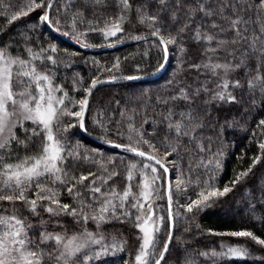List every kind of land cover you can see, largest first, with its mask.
Here are the masks:
<instances>
[{
	"label": "snow or ice",
	"instance_id": "1",
	"mask_svg": "<svg viewBox=\"0 0 264 264\" xmlns=\"http://www.w3.org/2000/svg\"><path fill=\"white\" fill-rule=\"evenodd\" d=\"M37 10L40 25L82 48L94 46L86 40L89 33L101 35L108 47L126 37L151 41L149 48L163 58L157 70L176 57L182 72L160 94L138 98L139 107L118 109L121 120L109 119L126 142L101 139L131 154L129 159L71 139L73 129L87 131L98 86L141 78L118 75L120 57L111 65L92 60L97 75L87 85L74 73L70 94L57 80H68L60 73L74 61L62 59L55 44L33 40L28 33L36 25L0 43V264H98L129 251L120 229L105 231L113 224L136 230L135 253L121 258L122 264H168L173 241L186 243L174 236L181 221L186 233L195 227L201 234L244 241H221L219 250L195 254L185 249L182 264H196L197 257L211 264L226 259L264 264V237L252 230H204L195 223L245 184L264 159V0H0V18L8 27ZM137 25L145 32L125 31ZM6 31L0 28V35ZM136 70L143 71L140 65ZM98 116L103 111L92 124L111 132ZM249 123L250 143L255 141L260 154L221 188L225 134ZM258 191L251 196L246 189L245 196L264 205V186ZM248 207L256 222H264V214L255 215V203Z\"/></svg>",
	"mask_w": 264,
	"mask_h": 264
},
{
	"label": "trees",
	"instance_id": "2",
	"mask_svg": "<svg viewBox=\"0 0 264 264\" xmlns=\"http://www.w3.org/2000/svg\"><path fill=\"white\" fill-rule=\"evenodd\" d=\"M42 13L37 10L30 17L17 21L11 27L7 26L6 19L0 18V28H7V31L0 35V43H6L18 33L25 32L26 25H36L35 29L29 31V35L38 44H42L47 47L49 44H55L61 50V58L64 60L74 61L71 69H64L60 73L61 77L67 76L68 80H57V83H64L65 87L70 94L72 92L71 77L74 73H79L84 81L85 85L90 83V77L97 75L95 66L91 63L92 60L98 61L101 65H111L116 57H120L122 61V72L118 75H137L147 76L157 71L158 63L162 62V54L158 53L155 48H149L151 41L143 42L137 41L130 44H125L115 49L107 51H90L78 47L76 44L68 42L59 35H57L52 28L38 23V16ZM135 24V20L132 21ZM67 30L66 26L62 27V31ZM125 31L131 35H138L145 32V29L139 25L135 28L126 27ZM72 41L76 42L70 36H67ZM113 40L115 38H112ZM87 42L94 45L91 48H101L107 46L109 41H106L98 33H89ZM130 40L127 37L125 41ZM117 44V43H116ZM68 53H78L77 56H64V51ZM148 52V56H144V52ZM15 53V49H13ZM127 57L125 60L124 58ZM140 65L143 71H137L136 66ZM182 69L178 66V60L176 57H170L166 70L157 78L146 81H126L115 84L99 86L91 97V114L86 118V133L80 129H73L71 139L73 141H80L86 148H96L107 155H121L128 156L132 159L131 154L123 153L119 149L113 147H107L101 144L98 140H102L101 137L106 135V138L116 141L117 143L126 142L122 137H117L114 133L116 131L115 124H108L109 119L121 120L118 109L139 107L136 103L137 99H143L144 94L147 96H155L163 92L167 86L168 81L177 74L181 73ZM108 74H102L101 78H105ZM79 98V97H78ZM119 100L120 104L117 105L113 101ZM144 104H148L151 101L144 99ZM103 111V116L98 118L108 127L112 129L107 134L102 128L96 127L92 124L93 116ZM150 114V113H149ZM137 124L140 120L137 118ZM244 122L240 121L242 125ZM254 125L249 123L246 128L239 126L229 129L225 134V143L228 145L226 150V157L223 163V171L219 175V186L222 188L225 183H228L234 176V171H243L252 164V159L260 154L259 149L255 141L250 143L252 139V132L250 131ZM147 131H152L150 125H145ZM211 135V133H208ZM98 139V140H97ZM23 154V153H21ZM243 156V159L238 157ZM171 159V157H170ZM264 181V159L258 163L253 170V174L243 185L238 186L234 192L221 199L217 205L205 213L199 215L195 223H198L202 229H213L215 231H232V230H252L256 235L264 237V222H256L253 219L252 214L249 211V203L256 204L255 215L260 216L264 214V205L256 203L251 196L259 195V188ZM116 183L123 187V182L117 180ZM252 189L250 197L245 196V190ZM191 194V193H190ZM64 202H70L69 199H65ZM160 203H163L162 201ZM66 223L71 225V221L67 220ZM94 225H89V227ZM184 222L178 223V228L174 233L175 237L181 238V241L186 243L177 244L174 240L170 246V254L166 257L168 264H182L185 257V249L188 252L195 254L199 251H208L216 248L219 250V244L221 241H227L229 243H243L242 238L231 237H219L214 235L201 234L195 227L191 232H184ZM115 229H120L123 234L128 238L129 251L121 253L117 256L105 257L98 264H122V259H130L129 253L134 255L136 247V230L130 226H121L119 224L109 225L105 228V231L111 232ZM74 230V229H73ZM255 247V246H253ZM196 264H211V260L205 257H197ZM217 264H260L259 261L252 259H226L220 260Z\"/></svg>",
	"mask_w": 264,
	"mask_h": 264
},
{
	"label": "water",
	"instance_id": "3",
	"mask_svg": "<svg viewBox=\"0 0 264 264\" xmlns=\"http://www.w3.org/2000/svg\"><path fill=\"white\" fill-rule=\"evenodd\" d=\"M53 31H54L57 35H59L60 37H62L63 39L67 40L68 42H71V43H73V44H76L78 47L82 48V47L80 46V44H78L77 42L72 41V40L69 39L67 36L62 35L60 32H57V31H55L54 29H53ZM134 42H137V41H136V40H132V39H130V40L125 41L124 43H117V44L115 45V47L104 46V47H101V48H91V47H89V48H82V49L90 50V51L101 52V51H107V50L115 49V48L120 47V46H122V45L130 44V43H134ZM169 59H170V58H169ZM168 63H169V60H168ZM168 63L166 64V66H165L163 69L157 70V71H155L154 73H152L151 75L140 76V77H141L140 79H136V80H132V81H146V80H152V79H155V78L159 77V76H160V75L166 70V67H167ZM126 81H128V80H123V79H121V80H117V81H115V82H113V83H105V84H103V85L115 84V83L126 82ZM103 85H100V86H103ZM98 87H99V86H98ZM98 87H97V88H98ZM83 132L86 133V131H83ZM97 140H98V139H97ZM98 141H99L101 144H103V145H105V146H107V147H112L111 145L104 143V141H102V140H98ZM119 150H120V149H119ZM170 246H171V245H170Z\"/></svg>",
	"mask_w": 264,
	"mask_h": 264
},
{
	"label": "rangeland",
	"instance_id": "4",
	"mask_svg": "<svg viewBox=\"0 0 264 264\" xmlns=\"http://www.w3.org/2000/svg\"><path fill=\"white\" fill-rule=\"evenodd\" d=\"M90 228H94V226L93 227L90 226Z\"/></svg>",
	"mask_w": 264,
	"mask_h": 264
}]
</instances>
